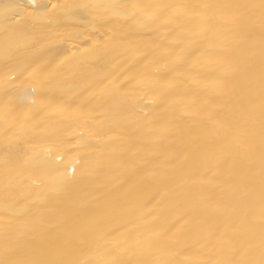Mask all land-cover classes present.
I'll return each mask as SVG.
<instances>
[{"label": "bare ground", "instance_id": "obj_1", "mask_svg": "<svg viewBox=\"0 0 264 264\" xmlns=\"http://www.w3.org/2000/svg\"><path fill=\"white\" fill-rule=\"evenodd\" d=\"M0 264H264V0H0Z\"/></svg>", "mask_w": 264, "mask_h": 264}]
</instances>
